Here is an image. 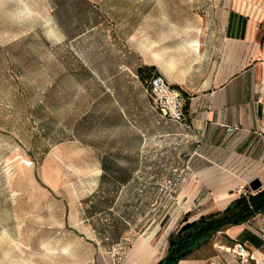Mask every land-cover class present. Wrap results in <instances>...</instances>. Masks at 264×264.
Here are the masks:
<instances>
[{
  "label": "rangeland",
  "instance_id": "374dc122",
  "mask_svg": "<svg viewBox=\"0 0 264 264\" xmlns=\"http://www.w3.org/2000/svg\"><path fill=\"white\" fill-rule=\"evenodd\" d=\"M253 1L0 0V264H121L149 236L166 254L211 207L200 172L245 166L162 116L146 82L194 72L206 33Z\"/></svg>",
  "mask_w": 264,
  "mask_h": 264
},
{
  "label": "crops",
  "instance_id": "0c3cea01",
  "mask_svg": "<svg viewBox=\"0 0 264 264\" xmlns=\"http://www.w3.org/2000/svg\"><path fill=\"white\" fill-rule=\"evenodd\" d=\"M202 43L201 66L194 72L187 76L173 72L171 80L164 68L158 67V73L183 94L186 122L192 123L196 132L216 149L223 152L236 148L238 163L245 168L239 178L225 170L201 171L198 178L211 189L205 198L211 207L193 218L185 216L186 222L184 218L176 231L201 215L223 211L254 178L262 183L260 189L264 188V0H254L249 8L233 4L221 27L210 29ZM199 46L194 45L196 52ZM226 126L237 130L228 133ZM230 160L222 157L214 162L227 165ZM190 186L182 192V197L189 200L195 197ZM235 243L245 246L248 257L227 254ZM164 256V250L151 236L143 237L133 243L121 264H157ZM263 258L261 212L242 224L224 227L177 264H261Z\"/></svg>",
  "mask_w": 264,
  "mask_h": 264
},
{
  "label": "trees",
  "instance_id": "16d2710c",
  "mask_svg": "<svg viewBox=\"0 0 264 264\" xmlns=\"http://www.w3.org/2000/svg\"><path fill=\"white\" fill-rule=\"evenodd\" d=\"M55 5L58 9L61 8L63 0H55ZM154 69L153 66H144L138 69V74L143 70ZM186 107L183 106L184 112ZM261 212H264V188L256 193L247 192L240 195L223 211L201 215L196 220L183 224L168 236L165 264H177L180 259L187 257L193 249L224 227L242 224ZM184 221L186 222V219ZM164 257L157 264H162Z\"/></svg>",
  "mask_w": 264,
  "mask_h": 264
},
{
  "label": "built area",
  "instance_id": "2783aa9c",
  "mask_svg": "<svg viewBox=\"0 0 264 264\" xmlns=\"http://www.w3.org/2000/svg\"><path fill=\"white\" fill-rule=\"evenodd\" d=\"M147 91L154 107L161 112L162 116L174 122L184 121L183 97L179 90L173 87L163 75L158 73L152 75L147 81ZM226 129L228 133L237 130L233 126H226ZM230 250L239 258L248 257V251L242 244L235 243ZM260 263L264 264V258Z\"/></svg>",
  "mask_w": 264,
  "mask_h": 264
},
{
  "label": "water",
  "instance_id": "95a60500",
  "mask_svg": "<svg viewBox=\"0 0 264 264\" xmlns=\"http://www.w3.org/2000/svg\"><path fill=\"white\" fill-rule=\"evenodd\" d=\"M248 187L251 190V192H256V191H258L262 187V183L260 182L259 179L254 178V179H252V180H250L248 182ZM166 257L167 256L164 257V259L162 261V264H165L166 263Z\"/></svg>",
  "mask_w": 264,
  "mask_h": 264
},
{
  "label": "bare ground",
  "instance_id": "6f19581e",
  "mask_svg": "<svg viewBox=\"0 0 264 264\" xmlns=\"http://www.w3.org/2000/svg\"><path fill=\"white\" fill-rule=\"evenodd\" d=\"M227 250V249H226Z\"/></svg>",
  "mask_w": 264,
  "mask_h": 264
}]
</instances>
